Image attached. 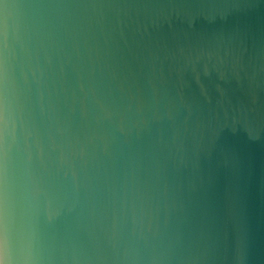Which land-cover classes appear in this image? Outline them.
<instances>
[{
  "label": "water",
  "instance_id": "1",
  "mask_svg": "<svg viewBox=\"0 0 264 264\" xmlns=\"http://www.w3.org/2000/svg\"><path fill=\"white\" fill-rule=\"evenodd\" d=\"M0 264H264V0H0Z\"/></svg>",
  "mask_w": 264,
  "mask_h": 264
}]
</instances>
